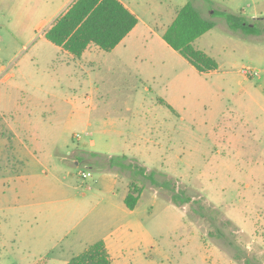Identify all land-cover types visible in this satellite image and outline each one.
<instances>
[{
  "label": "rangeland",
  "instance_id": "obj_1",
  "mask_svg": "<svg viewBox=\"0 0 264 264\" xmlns=\"http://www.w3.org/2000/svg\"><path fill=\"white\" fill-rule=\"evenodd\" d=\"M71 1L0 0V264H264V0H122L135 28L80 56L44 37ZM186 2L212 72L162 38Z\"/></svg>",
  "mask_w": 264,
  "mask_h": 264
},
{
  "label": "trees",
  "instance_id": "obj_2",
  "mask_svg": "<svg viewBox=\"0 0 264 264\" xmlns=\"http://www.w3.org/2000/svg\"><path fill=\"white\" fill-rule=\"evenodd\" d=\"M214 13L223 17L228 28L233 31L258 33L254 25L240 16L218 11ZM137 22V16L120 0H73L46 29L44 37L61 49L80 56L91 44L104 51L112 50ZM213 26V20L203 17L191 2H186L177 10L162 33V38L198 71L209 72L217 69L216 59L194 47L193 42ZM166 105L171 109V105ZM119 164L124 169L128 168L125 163ZM140 192V186L132 181L124 197V203L129 209L135 208ZM172 198L174 202H179L177 194H172ZM67 264H111V258L104 241L98 240L71 258Z\"/></svg>",
  "mask_w": 264,
  "mask_h": 264
},
{
  "label": "crops",
  "instance_id": "obj_3",
  "mask_svg": "<svg viewBox=\"0 0 264 264\" xmlns=\"http://www.w3.org/2000/svg\"><path fill=\"white\" fill-rule=\"evenodd\" d=\"M72 1H73V0H72ZM72 1H71V2H72ZM120 1H121V2H122V3H123V4H124V5H125L130 11H131V12L134 13V11L131 10V7H130L127 3H125V2L122 1V0H120ZM71 2H70V3H71ZM70 3H69V4H70ZM69 4H68V6H69ZM68 6H67V7H68ZM66 9H67V8H66ZM134 14H135V13H134ZM135 15H136V14H135ZM137 18H138V17H137ZM138 21H139V19H138ZM41 23H43V22H41ZM41 23H40V24H41ZM137 23H138V22H137ZM136 25H137V24H136ZM136 25H135V26H136ZM49 26H50V25H49ZM134 28H135V27H134ZM134 28H133V29H134ZM133 29H132V30H133ZM132 30H131V31H132ZM131 31H130V32H131ZM130 32H129V33H130ZM129 33H128V34H129ZM128 34H127V35H128ZM127 35H126V36H127ZM126 36H125V37H126ZM125 37H124V38H125ZM124 38H123V39H124ZM123 39H122V40H123ZM122 40H121V41H122ZM121 41H120V42H121ZM120 42H119V43H120ZM91 45H92V44H91ZM89 46H90V45H89ZM96 47H97V46H96ZM217 63H218V62H217ZM217 68H218V67H217ZM215 70H216V69H215ZM212 71H214V70H211V71H209V72H212ZM88 154H89V156L92 157V158H97V157H98V156H91L90 153H88V152H83L82 155H84L83 157L85 158V156H87ZM73 162H74V165H78V164H79V162H78L76 159H73ZM117 168H119V167H117ZM88 176H90V174H89ZM83 178H85V177H83ZM127 184H128V185H127ZM127 184H126V185H127V189H128L127 191H129V183L127 182ZM127 193H128V192H127ZM125 195H126V194H125ZM125 195H124V197H125ZM123 201H124V198H123ZM135 207H136V206H135ZM130 210H134V209H130ZM103 241H104V240H103ZM95 242H96V241H95ZM104 243H105V242H104ZM105 246H106V248H107V244H106V243H105ZM107 251H108V248H107Z\"/></svg>",
  "mask_w": 264,
  "mask_h": 264
},
{
  "label": "built area",
  "instance_id": "obj_4",
  "mask_svg": "<svg viewBox=\"0 0 264 264\" xmlns=\"http://www.w3.org/2000/svg\"><path fill=\"white\" fill-rule=\"evenodd\" d=\"M242 72L244 73V74H251V70H242ZM90 173L89 172H87V173H85V172H83L82 173V177H86V176H88Z\"/></svg>",
  "mask_w": 264,
  "mask_h": 264
}]
</instances>
